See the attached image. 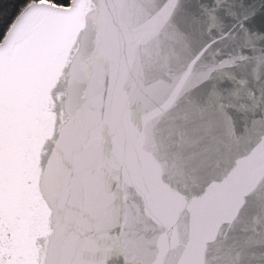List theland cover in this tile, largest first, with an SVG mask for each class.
<instances>
[{
	"label": "water",
	"instance_id": "1",
	"mask_svg": "<svg viewBox=\"0 0 264 264\" xmlns=\"http://www.w3.org/2000/svg\"><path fill=\"white\" fill-rule=\"evenodd\" d=\"M41 4L0 43V264H264V2Z\"/></svg>",
	"mask_w": 264,
	"mask_h": 264
},
{
	"label": "trees",
	"instance_id": "2",
	"mask_svg": "<svg viewBox=\"0 0 264 264\" xmlns=\"http://www.w3.org/2000/svg\"><path fill=\"white\" fill-rule=\"evenodd\" d=\"M72 0H54L52 5L67 7ZM45 3V0H40ZM29 6V0H0V43L4 39L10 25L14 23V19L18 13Z\"/></svg>",
	"mask_w": 264,
	"mask_h": 264
},
{
	"label": "snow or ice",
	"instance_id": "3",
	"mask_svg": "<svg viewBox=\"0 0 264 264\" xmlns=\"http://www.w3.org/2000/svg\"><path fill=\"white\" fill-rule=\"evenodd\" d=\"M262 2H264V0H262ZM46 4H53L54 0H45ZM29 5L35 6V5H40L41 8H43L45 5L40 3V0H29ZM26 7H28L26 5ZM59 7V6H58ZM24 14V11L22 10L21 13H18L17 17L14 19V23L16 20H20L21 16ZM244 20V25L243 26H247V18L244 17L242 18ZM11 25H10V29H11Z\"/></svg>",
	"mask_w": 264,
	"mask_h": 264
}]
</instances>
